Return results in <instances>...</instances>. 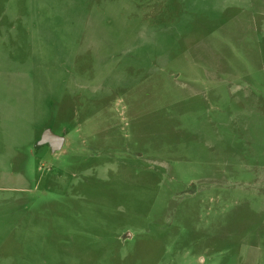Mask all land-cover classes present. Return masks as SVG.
I'll return each instance as SVG.
<instances>
[{
	"label": "rangeland",
	"instance_id": "374dc122",
	"mask_svg": "<svg viewBox=\"0 0 264 264\" xmlns=\"http://www.w3.org/2000/svg\"><path fill=\"white\" fill-rule=\"evenodd\" d=\"M0 264H264V0H0Z\"/></svg>",
	"mask_w": 264,
	"mask_h": 264
},
{
	"label": "water",
	"instance_id": "95a60500",
	"mask_svg": "<svg viewBox=\"0 0 264 264\" xmlns=\"http://www.w3.org/2000/svg\"><path fill=\"white\" fill-rule=\"evenodd\" d=\"M64 142V136L55 134L49 127L45 128L35 142V146L47 144L52 151L60 149Z\"/></svg>",
	"mask_w": 264,
	"mask_h": 264
}]
</instances>
